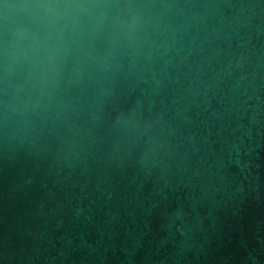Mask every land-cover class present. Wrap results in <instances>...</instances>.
Instances as JSON below:
<instances>
[{
    "label": "water",
    "instance_id": "95a60500",
    "mask_svg": "<svg viewBox=\"0 0 264 264\" xmlns=\"http://www.w3.org/2000/svg\"><path fill=\"white\" fill-rule=\"evenodd\" d=\"M0 264H264V0H0Z\"/></svg>",
    "mask_w": 264,
    "mask_h": 264
}]
</instances>
